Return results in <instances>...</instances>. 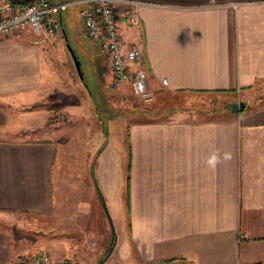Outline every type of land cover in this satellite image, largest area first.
Here are the masks:
<instances>
[{
    "label": "crops",
    "instance_id": "1",
    "mask_svg": "<svg viewBox=\"0 0 264 264\" xmlns=\"http://www.w3.org/2000/svg\"><path fill=\"white\" fill-rule=\"evenodd\" d=\"M136 1L140 19L122 20V35L142 48L149 86L161 100L183 92L243 94L246 107L207 112L152 104L136 112L125 175L120 154L109 165L118 175L114 207H126L128 225L104 264L175 257L264 264V98L251 101L264 86V0ZM43 61L28 32L0 40V212L53 214L62 198L56 139L36 130L18 137L25 130L9 105L40 88ZM13 254L0 227V264Z\"/></svg>",
    "mask_w": 264,
    "mask_h": 264
},
{
    "label": "rangeland",
    "instance_id": "2",
    "mask_svg": "<svg viewBox=\"0 0 264 264\" xmlns=\"http://www.w3.org/2000/svg\"><path fill=\"white\" fill-rule=\"evenodd\" d=\"M80 8L81 4L71 3L61 12L62 24L54 37L43 39L30 33L44 56L42 82L36 92L10 99L16 124L25 130L16 131L18 137L34 136L31 131L36 130L56 139L61 164L54 176L62 192L53 214L0 212V227L7 230L14 246L10 264L19 254L31 258L41 252L70 258L75 264H98L105 257L113 236L105 207L114 225L115 244L119 231L121 238L128 225L126 207L118 212L114 207L111 186L118 175L114 168L109 172V165L113 154H120L125 175L130 124L143 107L159 104L188 109L191 105L221 112L247 98L243 94L183 92L166 95L164 101L155 93L153 101L143 102L128 87L108 88L110 61L99 53L96 41L85 35ZM67 41L81 60L83 79ZM255 94L253 102L264 98V86ZM18 114L24 117L20 119ZM111 256L113 260L115 252Z\"/></svg>",
    "mask_w": 264,
    "mask_h": 264
},
{
    "label": "built area",
    "instance_id": "3",
    "mask_svg": "<svg viewBox=\"0 0 264 264\" xmlns=\"http://www.w3.org/2000/svg\"><path fill=\"white\" fill-rule=\"evenodd\" d=\"M71 3L81 4L85 35L96 41L99 53L110 61L111 73L106 86L118 89L129 85L134 97L143 102L153 101L155 92L149 86L148 73L141 62L143 50L135 43L127 44L121 31L122 20L134 25L140 19L136 0H0V40L21 32L43 39L54 37L60 27L58 17ZM243 236L246 234H240V239ZM12 264L75 263L70 258L41 252L31 258L19 254ZM165 264H188V261L175 257Z\"/></svg>",
    "mask_w": 264,
    "mask_h": 264
},
{
    "label": "water",
    "instance_id": "4",
    "mask_svg": "<svg viewBox=\"0 0 264 264\" xmlns=\"http://www.w3.org/2000/svg\"><path fill=\"white\" fill-rule=\"evenodd\" d=\"M67 38V37H66ZM67 48L73 58V61L75 63V66H76V69H77V72L80 76L81 79L84 78V74H83V70H82V65H81V60L80 58L78 57L75 49L73 48V46L70 44V42L67 41ZM245 107V102L244 101H237V102H234L231 106V110L233 112H238V111H241L243 110ZM105 211H106V214H107V217L111 223V227H112V243H111V246L107 252V254L105 255V257L103 259L100 260V262L98 264H104L105 260L109 257V255L111 254L113 248H114V245H115V240H116V237H115V230H114V225H113V222H112V218L110 216V213L108 211V209L105 207Z\"/></svg>",
    "mask_w": 264,
    "mask_h": 264
},
{
    "label": "trees",
    "instance_id": "5",
    "mask_svg": "<svg viewBox=\"0 0 264 264\" xmlns=\"http://www.w3.org/2000/svg\"><path fill=\"white\" fill-rule=\"evenodd\" d=\"M58 19L60 20V24H62V17H61V14H60V16L58 17ZM231 107V106H230ZM246 107V106H245ZM244 107V108H245ZM127 183H129V179L127 180Z\"/></svg>",
    "mask_w": 264,
    "mask_h": 264
},
{
    "label": "clouds",
    "instance_id": "6",
    "mask_svg": "<svg viewBox=\"0 0 264 264\" xmlns=\"http://www.w3.org/2000/svg\"><path fill=\"white\" fill-rule=\"evenodd\" d=\"M215 157H212L211 160L209 161V163H214L215 162Z\"/></svg>",
    "mask_w": 264,
    "mask_h": 264
}]
</instances>
